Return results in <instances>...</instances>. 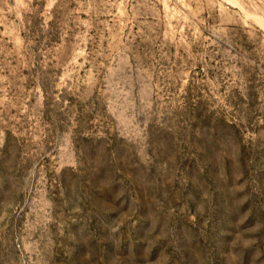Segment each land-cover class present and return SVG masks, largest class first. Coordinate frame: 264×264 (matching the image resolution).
<instances>
[{
  "label": "rangeland",
  "instance_id": "374dc122",
  "mask_svg": "<svg viewBox=\"0 0 264 264\" xmlns=\"http://www.w3.org/2000/svg\"><path fill=\"white\" fill-rule=\"evenodd\" d=\"M0 264H264V0H0Z\"/></svg>",
  "mask_w": 264,
  "mask_h": 264
}]
</instances>
